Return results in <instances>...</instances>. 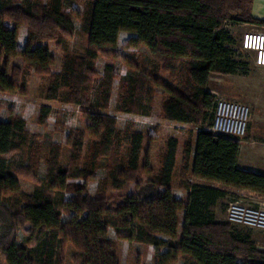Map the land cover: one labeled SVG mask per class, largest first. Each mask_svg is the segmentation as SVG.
<instances>
[{"label":"trees","instance_id":"obj_1","mask_svg":"<svg viewBox=\"0 0 264 264\" xmlns=\"http://www.w3.org/2000/svg\"><path fill=\"white\" fill-rule=\"evenodd\" d=\"M253 0H88L81 19L87 35L85 56L65 53L62 69L52 71L56 63L49 42L55 41L64 51L76 31L74 17L65 12L64 0L48 5L34 0H0V92L21 90V69L10 59L21 57L35 72L47 75L50 86L47 98L57 101L65 88L64 100L82 107L85 127L68 139L72 147L71 169L60 166L59 149H53L52 165L57 185L41 182L33 193L22 190L16 174L15 159L25 158L30 144L26 120L12 116L0 120V253L7 264H63L61 250L71 244L75 264H121L116 241L109 237L111 228L117 238L153 245L158 251L168 247L161 257L163 264L181 255L185 264H264L262 250L250 232L229 221L218 220L216 207L227 195L223 187L192 182L196 180L249 190L264 195V173L239 167L242 140L216 134L207 127L214 118L217 96L208 89L213 75L237 74L247 63L236 58L235 39L226 27L231 19L264 26L254 17ZM27 26L25 46L19 48V34ZM121 31L135 33L128 39L132 47L145 45L160 69L171 81L138 73L125 77L123 109L149 115L153 106L154 86H162L168 97L162 104L165 119L200 127L196 139L184 142V160L180 170V189L186 199L174 196V176L180 140L169 138L160 153V169L147 163L142 167L141 153L145 134L132 133L128 155L122 154L118 119L102 112L110 105L115 65L108 63L101 77L99 98L91 109L92 92L100 77L95 63L109 56ZM6 63L2 66V60ZM21 84V85H20ZM42 120L52 108H41ZM93 142L90 162L81 166L85 136ZM99 158L106 159L111 187L121 190L133 181L136 191L123 201L113 203L107 189L92 195L90 176ZM151 174L144 182L143 174ZM83 179V183L70 182ZM51 181L49 177L48 182ZM52 188L71 191L69 200H58ZM62 202L71 214L68 220L57 205ZM184 223L180 230L179 213ZM26 243L17 240L18 230ZM164 236H167L165 238ZM164 237V238H163ZM157 259L158 255H157ZM160 259V261H161ZM159 263V262H158Z\"/></svg>","mask_w":264,"mask_h":264},{"label":"rangeland","instance_id":"obj_2","mask_svg":"<svg viewBox=\"0 0 264 264\" xmlns=\"http://www.w3.org/2000/svg\"><path fill=\"white\" fill-rule=\"evenodd\" d=\"M37 4L48 5L51 0H34ZM65 12L74 17L76 24V31L73 37L69 40L66 50L57 48L56 42L51 41L49 45L51 51L56 59V63L52 66V71L62 69L63 56L67 52L77 56H85L87 53L88 39L87 35L81 30V19L85 7L88 5V0H64ZM227 29L230 31L235 42L233 49L236 51V58L247 63L243 66L237 74L231 76L213 75L208 85V89L217 97H223L227 100H234L247 104L250 106L251 118L249 128L245 138L241 139L242 143L250 139V136L260 137L259 143L254 145L255 153L259 152L264 155V67L258 66L254 60V53L247 51L242 46V40L245 33L249 31L259 30L264 31V26L259 24H252L245 21L229 20L226 23ZM28 32L27 26H22ZM135 33L131 31H121L118 37L116 46L110 48V55L98 58L95 63L100 77L94 81V89L92 92L91 109L99 110L94 106V103L99 98V86L101 84V77L105 72V67L108 63L115 65L116 77L113 80V91L111 92L110 105L102 112L115 116L118 119L117 128L120 132V146L122 154L128 155L129 148L132 141V133L141 130L145 134L143 141V152L141 153V165L144 166L148 161V166H151L154 171L160 169V153L167 147L169 138L171 136L178 137L181 142V150L183 151V144L188 139L200 130V127L195 125L182 126L179 123L169 121L164 118L162 113V104L168 97L166 90L160 86L155 85V94L153 96V106L149 115L135 114L125 111L123 109V99L125 97V77L129 75H136L138 73L152 76L161 79L166 83L171 81L168 73L161 71V63L155 60L149 49L143 44L137 47H132L127 44L128 39ZM25 39L21 38V43L24 44ZM26 43V42H25ZM6 59L3 58L2 66L5 65ZM18 66L21 69L22 85L21 90L14 93L0 92V120H7L12 116H20L26 121V128L30 134L29 148L26 150L25 158L17 156L15 159V166L17 167L16 174L20 181L21 188L26 193H33L37 185L41 182L55 185L58 184L57 172L52 165V151L59 149V163L62 167L71 169L72 147L68 142L70 136L75 132H80L84 129L85 123L81 117L82 107L74 105L64 100L66 89H62L61 98L57 101H52L47 98V90L50 86V78L47 75H41L21 57H14L10 59L8 72H11L13 66ZM49 105L52 112L42 120L41 107ZM93 142L89 135L85 136L84 147L82 152L81 166H87L90 162V147ZM180 151L178 153V162L174 176V191L176 195L181 194L184 200V191L179 187L180 170L183 166L184 154ZM256 167L260 169L263 164L262 158L252 156L250 160ZM106 159L99 158L97 160V167L94 170V175L90 176L89 190L92 195L96 194L101 189H107V193L112 197L113 203L123 201V198L134 191L136 185L133 181L129 186L121 190H115L111 187V182L108 180V169L106 167ZM49 177L51 181L48 182ZM144 182L152 177L151 174H143ZM70 182L83 183V179L70 178ZM216 187L225 188L227 195L220 199L216 207V216L218 220H227V207L234 198L243 199L244 202H262L264 205V195H257L254 193H246L237 188L222 186L215 183ZM50 187V186H49ZM52 194L58 200H69L73 196V192L60 190L59 188H52ZM61 213L63 221L68 220L71 214L68 213L60 202L57 206ZM180 230L184 223L183 211L179 213ZM242 231L250 232L258 246L264 249V232L259 230L247 228L243 225L237 224ZM17 233V240L21 243H26L25 233L20 229ZM109 237L116 241L117 252L121 260V264H163L161 257L168 251V247L160 248L156 251L153 245H145L136 241H126L125 239L117 238V233L114 228L110 229ZM167 238V236H164ZM163 237V238H164ZM76 251L71 244L65 245L61 250V259L63 264H75L73 256ZM157 255L159 260L157 259ZM161 259V261H160ZM159 262V263H158ZM183 256L179 255L176 260L168 264H185ZM0 264H7L5 258L0 253Z\"/></svg>","mask_w":264,"mask_h":264},{"label":"built area","instance_id":"obj_3","mask_svg":"<svg viewBox=\"0 0 264 264\" xmlns=\"http://www.w3.org/2000/svg\"><path fill=\"white\" fill-rule=\"evenodd\" d=\"M242 38L243 48L253 52L257 65L264 67V31H249ZM215 101L214 118L207 130L219 135L245 138L252 113L250 106L221 96ZM261 203H255V201L245 203L243 199L234 198L226 210L227 220L235 225L239 224L264 232V205H260Z\"/></svg>","mask_w":264,"mask_h":264},{"label":"crops","instance_id":"obj_4","mask_svg":"<svg viewBox=\"0 0 264 264\" xmlns=\"http://www.w3.org/2000/svg\"><path fill=\"white\" fill-rule=\"evenodd\" d=\"M253 1L254 2H253V7H252V12L251 13H253L255 18L264 20V0H253ZM19 35L20 36H19L18 46H19V48H22V47L25 46V42L27 40V31L25 29L21 28V31H20ZM22 37L25 39L24 44L21 43V38ZM175 123H177V122H175ZM179 124H181L183 127L187 126V125H190V124H185V123L184 124L183 123H179ZM192 139L193 140L196 139V134L193 136ZM259 140L261 141L262 139L260 137L257 138L255 136H250L249 140H246L245 143H242V146H241L242 151H241V154L239 155V158H238V162H239L238 164H239L240 168L245 169V170L249 169V170H252V171H255V172H258V173H260V172L264 173V162H263L262 165H260V167H259L260 169H258L256 167H252L254 164L251 161H249L252 156H255L256 158L260 157L264 161V155H262L260 153V151L255 153V151L253 149L254 145H256V143H259ZM181 145L182 144L180 142L178 153L180 151H182L181 150ZM182 152H184V144H183V151ZM190 181H192V182L194 181V182H198V183H203V184H208V185L215 186V183L202 181V180H199V179L196 180L193 177H190ZM237 189L240 190V191L246 192V193H253V192H251L249 190L247 191V190H244V189H239V188H237ZM173 192H174V196L176 198H178V199H182L183 198V196H181V194L176 195V192L174 190H173ZM184 192H185L184 193V197H185L184 199H186L188 192H186V191H184Z\"/></svg>","mask_w":264,"mask_h":264}]
</instances>
